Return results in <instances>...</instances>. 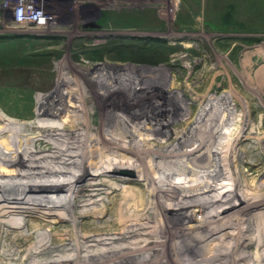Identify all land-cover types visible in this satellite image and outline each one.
Segmentation results:
<instances>
[{"label":"bare ground","instance_id":"1","mask_svg":"<svg viewBox=\"0 0 264 264\" xmlns=\"http://www.w3.org/2000/svg\"><path fill=\"white\" fill-rule=\"evenodd\" d=\"M122 70L1 86L0 264H264L263 101Z\"/></svg>","mask_w":264,"mask_h":264},{"label":"rangeland","instance_id":"2","mask_svg":"<svg viewBox=\"0 0 264 264\" xmlns=\"http://www.w3.org/2000/svg\"><path fill=\"white\" fill-rule=\"evenodd\" d=\"M257 56L264 57V0H0V88L34 98L49 93L61 72L76 78L127 68L120 72L138 81L153 74L154 94L180 91L187 103L197 96L204 106L230 91L263 101L249 111L254 118L264 111ZM205 79L212 89L201 88ZM167 106L178 110L174 98Z\"/></svg>","mask_w":264,"mask_h":264},{"label":"built area","instance_id":"3","mask_svg":"<svg viewBox=\"0 0 264 264\" xmlns=\"http://www.w3.org/2000/svg\"><path fill=\"white\" fill-rule=\"evenodd\" d=\"M30 6H31V8H32V10L34 11L35 10V8L37 7V5L35 6V3H28ZM29 5H28V7H29ZM17 7H19L20 9H21V5H18ZM39 10V9H38ZM24 15V14H23Z\"/></svg>","mask_w":264,"mask_h":264}]
</instances>
